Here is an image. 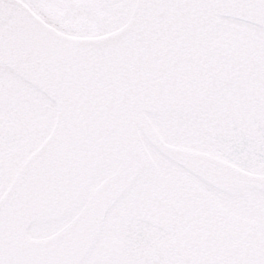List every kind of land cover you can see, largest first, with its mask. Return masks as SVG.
Instances as JSON below:
<instances>
[{
    "label": "snow or ice",
    "instance_id": "6c2138e0",
    "mask_svg": "<svg viewBox=\"0 0 264 264\" xmlns=\"http://www.w3.org/2000/svg\"><path fill=\"white\" fill-rule=\"evenodd\" d=\"M0 264H264V0H0Z\"/></svg>",
    "mask_w": 264,
    "mask_h": 264
}]
</instances>
